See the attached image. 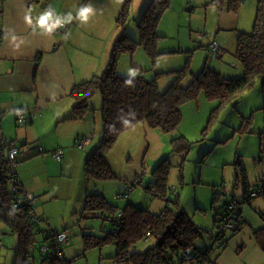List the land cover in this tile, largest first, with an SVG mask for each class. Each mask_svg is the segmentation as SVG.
Instances as JSON below:
<instances>
[{"label":"rangeland","instance_id":"obj_1","mask_svg":"<svg viewBox=\"0 0 264 264\" xmlns=\"http://www.w3.org/2000/svg\"><path fill=\"white\" fill-rule=\"evenodd\" d=\"M48 1L40 0L43 10H45ZM148 1L133 0L130 16L140 19ZM169 1V8L159 19L157 25L156 32L161 38L157 39L155 47L159 55L152 58L143 47H137L131 54L121 55L116 70L119 76L128 77L129 69L138 70L136 77L143 76L148 80L153 79L157 73H162L158 81L160 89L163 91L172 83L173 77L169 73L185 67L186 60L190 56L189 69L182 79V83L187 85L192 80L191 74L198 73L204 66L206 58L210 56L207 46L212 41L222 46L224 60L213 57V60L208 62L210 67L217 69L216 67L222 64V68L235 70L236 66H240L233 54L236 48L237 33L238 31L251 32L257 0H242L246 4L245 6L239 4L237 12L227 11V0H220L221 7L210 5L211 0H206L207 2H204L205 0ZM82 2L83 0H78L75 3L76 6L77 3L79 4V9L82 7ZM103 3L104 0H91L88 5L97 9L103 7ZM59 11L56 12L60 13ZM72 23L68 24L74 27ZM109 26L110 28L114 27L116 34L115 19L109 21ZM106 28L108 32H111L109 27ZM128 30L130 33L134 30L129 23ZM133 33H135V37H138L137 29ZM199 35L203 36V40L199 38ZM96 38L98 39V36ZM109 58L110 54L107 58L108 63ZM103 72L97 76L102 75ZM217 102V100L207 99L202 92L197 99L182 104V120L173 132L166 133L158 129H151L144 123L146 134L143 132V136L147 140V147L141 151L139 158L132 156L137 144L128 147V151H123L122 154L117 149L118 143L114 145L106 156L108 162L111 161L109 164L113 171L114 169L116 171L117 166L124 168L139 163L141 166L139 169L142 168L143 184L135 186L129 194V200H118L117 190L110 183L112 180L104 183L89 180L83 171L77 170V164L69 170L71 173L62 175L59 170L55 173L54 170L57 169L48 162V170L54 171V176L50 174L52 178L46 186L50 189L51 196L58 198L55 202L50 203L51 212L56 215L63 209L71 210L68 219H72L73 224L64 231V237L69 238L70 243L63 247V255L70 264H115L112 260L115 248L110 244L101 249L84 248L83 232L101 237L103 235L100 230L102 221L99 219L80 220L76 214L73 215L75 211L80 213L83 205H71L66 199L69 198L68 193L73 195L70 197L71 200L77 202L80 196L86 197L88 193L95 191L103 193V189L110 184L107 200L113 205L121 208L130 201L158 214L167 204L172 209L175 206L162 199L152 197L146 193L145 187L153 181L152 173L155 168L165 164L168 167L166 184L170 189L168 193L170 201L173 202L178 197L177 209L185 212L192 222L202 230L203 234V232L210 231L211 233L214 230L213 215L211 214V200L214 193L219 194L218 199L221 200L242 201L243 186L241 182H236V175L240 174L241 169H244L249 188L257 189L258 187L261 189L264 187V110L261 109L263 106L261 80H257L253 87L241 92L230 103L219 106ZM90 104L92 110L88 113L89 119L87 120L90 122L88 123L90 127L97 129L95 140L97 144L100 141L102 127L99 108L102 104L101 96L93 95L88 101V105ZM73 105L69 106L68 112L72 110ZM12 118L13 136L22 132L23 134L20 136L23 138L26 129L16 128L17 120ZM51 135V140L57 139V134ZM22 138L19 141L22 142ZM185 142L189 145L187 150L182 151V148L176 150ZM21 151L17 157L18 161L24 160L25 153L27 154L24 147ZM24 162L20 164L24 165ZM41 181L43 182V179ZM84 201L85 198L83 204ZM36 208L37 206L34 209ZM240 208L247 224L257 227L261 223L257 212L264 210V197L258 196L250 203H242ZM43 218L47 219V217ZM54 222L56 225L63 224L61 220ZM39 225L43 229L49 228L46 221ZM41 240V235H36L37 245ZM0 241L2 242L0 264H13L18 235L12 233L3 222H0ZM153 243L152 239L140 242L136 246V250L137 252L143 251ZM205 243L210 246L208 240H205ZM196 246H204V240L197 239ZM83 253L84 255H82ZM30 258L29 264H43L39 247L31 251Z\"/></svg>","mask_w":264,"mask_h":264},{"label":"trees","instance_id":"obj_2","mask_svg":"<svg viewBox=\"0 0 264 264\" xmlns=\"http://www.w3.org/2000/svg\"><path fill=\"white\" fill-rule=\"evenodd\" d=\"M86 1L83 0V4ZM132 1L122 0L116 18L117 28L120 32L112 45L106 70L100 76H93L82 82V84H76L70 92L74 105L71 108L69 120L74 121L86 119L90 111L88 101L93 95L99 94L102 98V104L99 107L102 121L100 141L90 152L85 154L83 167L85 177L99 183L116 178L106 156L124 131L133 129L140 123H145L151 129H158L166 133L173 132L182 120V104L197 99L202 92L207 99L217 100V103L221 106L230 103L241 92L253 87L257 80H261L263 94L261 109L264 110V0H257L251 32L240 31L237 33L236 48L233 54L241 65V76L228 78L209 67L207 61H205L202 69L196 74L192 73V80L184 85L182 79H184L189 69V56L185 67L169 73L173 80L163 91L160 89L158 81L162 73H157L151 80L143 76L135 77L131 86L125 84L129 77H121L117 74L119 57L125 53H133L137 47H143L152 58L159 55L155 47L157 39L161 38L156 32L157 25L170 5L169 0H150L140 19L137 20L138 37H135L128 30ZM210 5L222 6L220 0H211ZM238 8L239 0L226 1L227 11L237 12ZM211 43L208 45L209 54L217 59L222 58L221 46V52L214 54L211 52ZM123 120H127L128 123H123ZM76 142L73 146L79 148ZM7 145L17 148L18 155L21 150V147L17 146L16 143L14 144L13 141L7 142L0 139V222L6 224L12 233L18 235L13 264H29L31 251L38 247L40 250L41 244L47 243L55 250L59 248L60 252H62L63 247L58 244L59 234L52 229L41 228L39 225L40 218L31 207L23 203V198L21 199V196L24 195L23 188L15 174L16 166L20 160H17V155L14 166H12L8 161ZM26 145L31 146L29 147L30 156L44 153L40 147H32L31 144ZM86 147L79 149H85ZM188 148L189 145L185 142L176 150L181 149L183 151ZM57 150H62L63 158V149ZM57 150L52 153V157ZM62 158L57 163H60ZM167 174L168 167L161 164L152 173L153 181L145 187L146 193L152 197L162 199L166 203H172L175 206L172 209L167 204L158 214L152 213L148 208L137 206L130 201L120 208L109 202L102 192L95 191L86 194L78 219L101 220L102 227L100 230L103 235L100 237L93 233L83 232L84 248L101 249L107 244L114 246L115 253L112 260L115 264L210 263L209 256L211 252L224 247L229 240V234L232 235L238 232L241 224L245 222L242 218L240 205L250 203L252 199L258 196L264 197V189L255 197L250 196L260 188H249L250 185L247 182L244 169H241L240 174L236 175V182H241L243 186L242 201L221 200L218 199L219 194L214 193L211 200L214 230L211 233L206 231L202 234V230L192 222L191 218L182 210L177 209L178 197L173 202L170 201L168 197L170 189L166 184ZM13 189H15V192H13ZM117 193L120 195L121 189ZM122 199H127V197L118 198V200ZM15 204L18 205L16 208ZM230 205L233 208L232 210H229ZM30 210H32V215L29 214ZM257 213L261 226L253 231V238L264 253V210H259ZM228 219L233 222V229L223 232L219 236L221 238L219 244L209 242L210 246H208L205 243V240H207L206 235L212 233L215 235L219 225ZM36 235H41L42 239L38 245ZM199 238L204 240V246H196V241ZM150 239L154 243L147 249L137 252L136 246L138 243ZM40 253L43 263L70 264L63 255L61 259H58L56 257L48 258L46 254ZM190 253L193 256H189Z\"/></svg>","mask_w":264,"mask_h":264},{"label":"crops","instance_id":"obj_3","mask_svg":"<svg viewBox=\"0 0 264 264\" xmlns=\"http://www.w3.org/2000/svg\"><path fill=\"white\" fill-rule=\"evenodd\" d=\"M76 1L49 0L47 2L45 9L51 6L53 19L60 17L64 20L69 13L72 17L70 22L64 23L67 24L66 30L60 33H48L37 24L39 16L45 11L40 6V0H0L1 137L27 150L24 160H20L16 166L17 179L24 194L34 197L35 202L32 209L40 218L39 223L46 221L49 229L57 232L62 238L65 235L64 231L73 224V220L68 219L71 210L63 209L56 215L52 214L50 203L58 198L51 196L50 189L47 187L52 178L50 174L54 176V171L56 173L59 170L62 175H66V173H71L69 170L76 164L77 170L83 171L85 154L98 144L95 143L97 129L90 127L88 117L80 121L69 120L70 111L68 110L74 104L70 92L76 84H82L106 69L107 58L120 32L116 18L122 5V0H104L103 7L94 9V13L90 14L88 21L84 23L77 18L79 4L77 3L76 6ZM90 1L87 0L84 4L82 2V6L88 5ZM239 4L245 6L246 3L239 0ZM28 18L31 19V23L28 22ZM113 19H115L116 34L114 27L109 26V21ZM137 20L139 19L134 16H130L128 20L129 25L131 24L134 29L131 32L133 35L137 29L135 27ZM71 22L74 27L68 24ZM106 27H109L111 32H108ZM199 38L203 40L202 35H199ZM222 51L224 54L223 49ZM211 56L206 58L207 64L213 60ZM223 57L224 55L219 60H224ZM222 66L219 64L217 69H214L228 78L242 74L241 65L236 66L235 70H228ZM90 107L91 104L88 109ZM18 112L23 114L26 120L25 126L15 123L16 128L26 129L23 138L20 136L22 132L13 136L14 132L11 128L12 117L16 118ZM143 125L144 123H140L119 136L116 144L118 143L117 149L121 151V154L123 151H128V147L137 144L132 156L139 158L141 151L147 147V140L143 136V132L146 134V128ZM51 134H57V139L51 140ZM20 138L22 142L19 141ZM82 138L89 139L85 149L73 146L77 140ZM26 144L40 147L44 153L30 156L29 147L31 146ZM57 149L64 151V157L60 163L53 162L55 160L51 159L53 158L52 153ZM23 161H25L24 165H21ZM48 162L57 170H48ZM109 163H111L110 160ZM122 167L117 166L116 171L114 169L116 178L110 183L115 186L117 192L122 187H128L130 189L126 192L128 199L135 186H142L144 178H141L143 174L141 173L142 168L139 169L140 163L135 166ZM109 185L103 189V194L107 199ZM68 195L69 198L66 199L71 205H83L85 196H80L79 201L74 200L73 202L70 198L73 195L71 193ZM36 206L37 210L34 209ZM78 213L75 211L73 215L79 216L81 211ZM58 220H61L63 224L56 225L54 221ZM260 226L261 224L253 227L251 224L248 225L247 221L243 222L238 232L229 234V240L224 247L211 252L210 263L206 264H264V253L253 238V231ZM61 253L63 255V248Z\"/></svg>","mask_w":264,"mask_h":264},{"label":"built area","instance_id":"obj_4","mask_svg":"<svg viewBox=\"0 0 264 264\" xmlns=\"http://www.w3.org/2000/svg\"><path fill=\"white\" fill-rule=\"evenodd\" d=\"M51 23V21H50ZM67 29V26L66 24L63 23V25L61 27H57L55 28L51 33H60V32H63L64 30ZM210 48H211V52L214 53V54H217V53H220L221 52V49H220V45L217 44V42H212L211 45H210ZM16 120H17V125L19 126H25V118L23 116V114L21 113H17L16 115ZM0 139L2 140V137H1V132H0ZM89 143V139L88 138H82V139H79L77 140L76 144L79 148H83L85 146H87L86 144ZM41 151V149H40ZM7 155H8V161H10V163L12 164V166H14V163L16 160V157L18 155V149L15 148V147H9L7 145ZM63 156V152L62 150H57L54 154H53V159L56 161V162H59L61 160ZM16 174V173H15ZM264 189L261 188V189H257L255 190L252 194H250L251 197H255L257 194H259L260 192H262ZM130 189H128V187H122L121 188V193L120 195L117 196V198H122V197H125L126 198V192L129 191ZM13 192H15V189H13ZM23 198V203L27 204L29 207L33 208V205H34V202H35V199L34 197H32V195H29V194H24L21 196V199ZM15 208L18 206L17 204L14 205ZM234 207V206H233ZM235 208V207H234ZM232 206L230 205L229 206V210H232ZM30 215H32V210H30L29 212ZM32 218H34L32 216ZM31 218V219H32ZM233 222L228 219V220H225L223 221L222 224L219 225V228L216 230V234L214 235L213 233L210 235H206V239L211 242L212 244L216 243V244H219L220 241H221V238H219V236H221L223 234V232H227V231H231L233 229ZM57 239V238H56ZM70 242V239L69 238H65L63 237L61 240L59 239L58 240V244L62 247L64 246H68V243ZM0 246H1V241H0ZM60 249L57 248L56 250L52 247H50V245H47V243H43L41 244V247H40V252H42L43 254H46L48 258H58V259H61L62 257V253L59 251ZM189 256H193L192 253L189 254ZM188 256V257H189ZM46 263V262H45ZM203 263V262H202ZM203 264H206L205 262Z\"/></svg>","mask_w":264,"mask_h":264},{"label":"clouds","instance_id":"obj_5","mask_svg":"<svg viewBox=\"0 0 264 264\" xmlns=\"http://www.w3.org/2000/svg\"><path fill=\"white\" fill-rule=\"evenodd\" d=\"M94 13V9L91 5H85L82 6L78 13L77 18L81 20V22L86 23L89 19V15ZM72 19L71 14L69 13L66 17V19L62 20L60 17H56L53 19V11L51 9V6H49L48 9H45V11L39 16L37 20V24L39 27L44 29L46 32L51 33L55 28L61 27L63 23L70 22ZM51 21V23H50ZM28 22L31 23V19L28 18ZM138 70L135 69H129L127 76L129 77L125 84L127 86H131L133 84L134 78L137 76ZM123 123L127 124V120H123Z\"/></svg>","mask_w":264,"mask_h":264},{"label":"water","instance_id":"obj_6","mask_svg":"<svg viewBox=\"0 0 264 264\" xmlns=\"http://www.w3.org/2000/svg\"><path fill=\"white\" fill-rule=\"evenodd\" d=\"M59 239L61 240L62 239V236H60Z\"/></svg>","mask_w":264,"mask_h":264}]
</instances>
